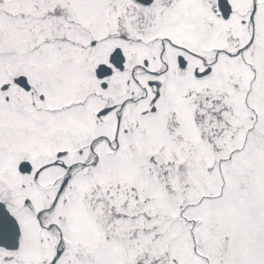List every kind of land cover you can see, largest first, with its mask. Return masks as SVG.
I'll use <instances>...</instances> for the list:
<instances>
[{
    "label": "snow or ice",
    "instance_id": "obj_1",
    "mask_svg": "<svg viewBox=\"0 0 264 264\" xmlns=\"http://www.w3.org/2000/svg\"><path fill=\"white\" fill-rule=\"evenodd\" d=\"M0 264H264V0H0Z\"/></svg>",
    "mask_w": 264,
    "mask_h": 264
}]
</instances>
